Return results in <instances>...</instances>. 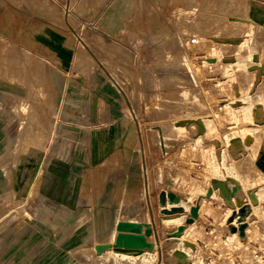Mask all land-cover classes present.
<instances>
[{"label": "rangeland", "instance_id": "obj_1", "mask_svg": "<svg viewBox=\"0 0 264 264\" xmlns=\"http://www.w3.org/2000/svg\"><path fill=\"white\" fill-rule=\"evenodd\" d=\"M15 1L18 8L34 16L43 14L50 25L64 26L65 41L81 47L82 59L88 57V52L92 54L97 67L104 70L127 115L136 121L135 147L141 153L150 187H168L170 175H176V188L183 196L182 201L179 197L174 200L186 205L189 216L190 204H200L206 198L203 215L198 216V224L188 232L202 261L190 264H264V223H252L246 239L233 237L227 227L226 203L221 206L219 198L208 197L212 176L233 177L249 187L264 186V174L255 165L264 128L258 129L254 124L242 126L240 119L231 118L232 108L229 111L220 108L228 97H240L239 89L240 94L250 96L262 91L258 78L262 74L254 70L252 61L246 60L245 67L239 66L240 61L233 54H237L240 42L219 44L212 40L217 33H242L248 29L245 21L248 7L240 3L250 0H178L174 14L176 29L166 28L134 42L110 38L96 30L94 20L108 0ZM232 6L239 7L236 14ZM186 9L188 12L183 14ZM194 37L197 42L191 43ZM250 46L264 52L262 44L250 42ZM246 53L242 50L240 54ZM227 57L230 59L224 60ZM207 58L216 61L209 63ZM52 65L33 61L37 88L31 87L27 95L18 94L12 107L19 122L14 129L17 140L6 142L11 148L0 157V164L10 162L15 169L32 152L27 165L33 174L28 188L19 193L12 182L14 172H0V264H180L173 252L175 241L169 238V229L174 225L160 220H156L157 259L148 254L135 260L122 258L115 254L114 248L110 255L100 256L95 248L98 244L92 243L66 251L59 249L55 240L41 236L34 223L40 207L38 185L52 163L72 164L78 152L83 157L81 167L87 168V129L91 126L83 109L92 83L88 66L71 61L64 67V98L57 99L45 77ZM74 99L78 100L76 105ZM198 115L213 121L220 147L228 136L252 131L255 141L248 153L221 154L212 135L198 145L194 144L196 134L191 136L177 130L176 119ZM255 119L264 121L262 108L256 111ZM10 152L12 156L8 158ZM147 216L143 215L140 221H147ZM7 242L11 245H6Z\"/></svg>", "mask_w": 264, "mask_h": 264}, {"label": "crops", "instance_id": "obj_2", "mask_svg": "<svg viewBox=\"0 0 264 264\" xmlns=\"http://www.w3.org/2000/svg\"><path fill=\"white\" fill-rule=\"evenodd\" d=\"M241 4L248 7L245 21L249 24L250 42L264 45V0ZM178 5V0H108L94 20L95 28L107 37L134 42L166 28L176 29L174 14ZM232 7L236 14L239 7ZM186 12L188 9L183 14ZM64 35V26L50 25L43 14L34 16L18 8L15 0H0V157L11 148L6 142L17 140L14 129L19 122L12 107L18 94L27 95L31 87L37 88L33 61L53 64L51 70L45 72V77L51 82L57 99L64 98V67L71 61L87 65L92 76L89 96L83 102L84 114L88 115L91 125L87 129V168L81 167L83 157L79 152L78 155L76 152L77 157L72 164L52 163L53 166L46 171L47 176L38 185L40 207L34 223L42 237L55 240L59 249L68 251L89 243H106L109 236L117 231L119 222L143 223L141 217L148 214L149 219L145 223L153 228L152 239L149 236L148 240L154 242L152 250L157 249L156 220L162 223L165 218L178 216L162 213L160 192L167 191L169 207L176 206L173 203L175 197L182 201V192L176 188V175H170L168 187H150L141 153L135 147L134 138L138 135L135 119L132 117V121L127 115L118 92L105 77L104 70L97 67L92 54L88 52V57L82 59L81 47L75 42H66ZM252 50L254 58L247 61L253 62L256 71L263 68L258 78L263 88L261 106L264 110V52L258 48ZM77 101L74 99V105ZM262 123L261 129L264 121ZM31 154H27L15 169L10 162L0 164V172H14L12 182L19 193L30 185L33 170L27 165V157ZM257 154L255 165L264 174V138ZM11 156L12 152L7 155L8 158ZM213 178L221 177L212 176L210 179ZM193 205L190 204L189 208ZM188 212L187 209L180 215L184 217V223L189 217ZM233 226L232 223L227 224L229 229ZM6 245L11 244L7 242Z\"/></svg>", "mask_w": 264, "mask_h": 264}, {"label": "bare ground", "instance_id": "obj_3", "mask_svg": "<svg viewBox=\"0 0 264 264\" xmlns=\"http://www.w3.org/2000/svg\"><path fill=\"white\" fill-rule=\"evenodd\" d=\"M224 27H226V26H224ZM212 37H213L212 40H214L215 43H219V44H228L231 42H240V47H239V50L237 51V54H233L234 56L237 57L235 60L240 61L239 66L245 67V65L247 64L246 60H248V58H254L253 50L250 46V40L248 38V29H246L245 31H242V33H233V32H231L230 34H228V33L227 34H218L217 33V34L213 35ZM206 38H208V37H206ZM242 50L246 51L247 53L241 55L240 53L242 52ZM229 59L230 58L227 57L224 60H229ZM212 61L215 62L216 58H207V60H206V62H209V63H211ZM247 66H249V65H247ZM263 67H264V65H263ZM248 70H249V68H248ZM259 73L260 74L263 73V68L259 69ZM226 79H227V77H226ZM231 81L237 83V81H235V79H233V78ZM235 87H236V85H235ZM238 95L240 97H238V96H237V98H232V97L229 98L228 97V99L223 100L225 103L223 105H220V108L227 109V110L229 108H232L233 111L229 109L232 112V116H233V117L231 116V118L234 120L240 119L242 121V126L248 127V125L254 124V127H257L258 129H260V127H262L263 123L259 122L255 119V114H256V111L258 110L259 107L262 108V106H261V104L263 103L262 91L259 90L254 95L250 96V94H248V93H241L240 94V89H239ZM238 114L240 116H238ZM211 122H213V121L209 120L208 118L202 117L201 115L185 116V117H180V118L176 119L177 130L179 132H183V133L189 134L191 136L193 134H196V137H194V144L199 145L203 142V139H205V137L212 135L214 138H216V140L214 139V141H213L215 143V145L219 146L218 148H221L220 149L221 154H224V153L227 154L228 153V154H231L232 156L233 155L236 156L238 154L246 155L248 153L247 151L252 146V144L254 142V137H255V135L252 131L243 132L242 135H234L233 137L228 136L226 138L225 144L220 147V145H222V144H220V142H221V140L219 139L220 137L216 134V131L214 130L213 124ZM236 124H237V122H236ZM180 136H182V135H180ZM252 138H253V140H252L253 142L251 143L250 140ZM239 183L243 188V192L240 195V198L242 199V201H248L249 202L248 204L250 206V208L248 209L249 211H248L246 217H244V219L248 222V227L246 229V237H247L248 231L251 228L250 225L252 223H258V221H262L264 223V186L262 185L263 184L262 183L261 185L263 187H260V186L249 187L244 181H241V180L239 181ZM251 190H256V194H257L258 198L260 199L259 204H255L253 202V200L249 194ZM197 196L198 195H196V197ZM213 197L219 198L221 204H222V202H224L223 198L219 194L218 189L214 190V193L210 198H213ZM205 202H206V198L201 199V201H200L199 217H201L203 215L202 210L204 209L203 207L205 205ZM173 203H175L176 206H182L180 203H178L175 200H173ZM224 207L226 208V206H224ZM235 207L238 208V205L236 204ZM226 210H227V216L230 218V216L233 212V209L227 205ZM238 218H239L238 215H236L233 222H232L233 225L238 226V224H239ZM197 220H198V218L195 219L194 222L186 224V230L184 231V233L182 235H176L175 232H176L177 227L184 224V217L183 216H176V217L163 219L164 223H166L168 225H170V224L174 225L172 228H170V229L168 228L169 229V235H170L169 238L171 240L173 239L172 240L173 242L175 241V247L173 248V252H174L175 259L180 264H190V263H193V261H202L201 258L198 256L200 251L197 253L198 255H196V253H195L197 249H196V246H194V241L191 240V238H188V232L195 228V226L198 224ZM143 223H145V221ZM257 226L258 225H256V227ZM252 227H254V226H252ZM116 232L117 231L113 232V234H111L109 236L106 244H109V243L111 244L115 241V237L117 234ZM232 235H233V237H239L240 239H246V237H240L238 231L232 232ZM151 239H152V236H151ZM103 244H105V243H103ZM112 250H113L112 248H106L103 252L99 253L98 255L108 256L111 253H113ZM114 251L116 252L115 254L118 255L119 257L130 258L132 260L144 257L145 254H148L150 256V258H152V259H155L157 256V254H156L157 252L155 250H150V249H147V251H145V253H142V254H140V253L137 254L133 250L129 251L128 249H126V250H124V249L114 250Z\"/></svg>", "mask_w": 264, "mask_h": 264}, {"label": "water", "instance_id": "obj_4", "mask_svg": "<svg viewBox=\"0 0 264 264\" xmlns=\"http://www.w3.org/2000/svg\"><path fill=\"white\" fill-rule=\"evenodd\" d=\"M256 57V56H255ZM212 186L208 191V197H211L215 189H218L220 196L225 203L233 209V212L228 218V223L231 224L236 215H238L239 224L232 227V232L238 231L240 237H246V229L248 222L244 219L250 208L248 201H242L240 195L243 188L239 181L233 177H227L225 180L221 178H213L211 180ZM250 196L255 204L260 203V199L256 194V190L250 191ZM160 206L162 213L167 216H180L186 209L184 206H168V194L166 190L160 192L159 195ZM236 204L238 208H236ZM200 204L197 202L190 208V216L186 219V223L180 225L176 229V235H182L186 230V224L192 223L199 216ZM117 231L114 243L98 244L95 246L97 253L103 252L106 248H114L115 250H133L135 253H142L144 250H152L154 242L148 240V237L153 234V228L149 223L121 221L117 225Z\"/></svg>", "mask_w": 264, "mask_h": 264}, {"label": "built area", "instance_id": "obj_5", "mask_svg": "<svg viewBox=\"0 0 264 264\" xmlns=\"http://www.w3.org/2000/svg\"><path fill=\"white\" fill-rule=\"evenodd\" d=\"M196 42H197V38L194 37L191 39V43H196Z\"/></svg>", "mask_w": 264, "mask_h": 264}]
</instances>
